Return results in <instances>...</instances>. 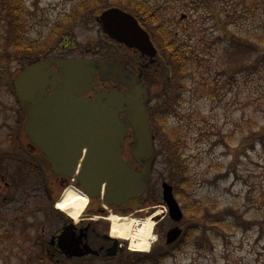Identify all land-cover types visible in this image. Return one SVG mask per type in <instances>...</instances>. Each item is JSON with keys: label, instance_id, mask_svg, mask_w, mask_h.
Listing matches in <instances>:
<instances>
[{"label": "rangeland", "instance_id": "rangeland-1", "mask_svg": "<svg viewBox=\"0 0 264 264\" xmlns=\"http://www.w3.org/2000/svg\"><path fill=\"white\" fill-rule=\"evenodd\" d=\"M22 1L27 11L24 35L32 45H36V52L30 55L35 59L50 57L58 46H67L68 53L72 55H76L79 49L88 52L92 47L107 46L109 42L104 39L100 24L95 23V17L110 8H119L134 15L122 0H104L103 4H98V7L101 5L98 9H82L83 0ZM147 1L152 7L158 4L162 6L163 23L179 38L186 40V48L193 61L185 68L186 78L176 76L171 81V69L176 72V67L172 68L170 62L163 64L161 77L151 86L148 108L163 105L173 99L171 97L179 95L178 114L171 115L167 125L168 128L183 126L186 147L181 153L182 161L195 181L188 190L189 194L205 200L204 208L211 209L212 215L220 213L230 223L232 219L234 222L236 220L231 215L234 211L237 215H243L249 225L226 228L211 224L204 213L197 218L191 216L182 197L176 194L184 212L180 226L187 229L189 225L197 223V219H204L206 222L202 228H206V234L210 236L207 243L210 245L207 250L178 245L165 249L166 234L174 221L163 199L162 183L167 181L174 185V175L178 172L172 163L166 161L164 152L153 161L154 173L152 188L147 191L148 202L142 200L144 196L138 203L131 204L135 209L129 207L131 211L140 208L142 217L112 212L111 205L106 206V214L100 213L97 207L102 208L104 204L92 198L77 221L59 210L56 203L52 205L47 202L46 197L45 201L37 199L28 207H23L18 201L0 206V264H79L77 259L65 260L58 256L52 259L46 253L45 245L50 241L51 233L61 226L64 218L74 223L82 219L85 223L103 221L106 226L100 229L108 227L111 230L112 220L107 217L115 215L139 220L151 218L153 232L158 238L153 247L165 249L161 264H264V140H259L257 136L264 125V94L260 93L264 91V80L259 79L264 78V73L257 68H253L254 72L259 73L257 75L248 70L252 63L255 65L256 54L238 45L234 47V42L226 36L228 34L230 38L236 35L237 38L253 41L249 33H255L254 28L247 23L244 28L234 24L227 29L223 24V12L220 15L221 24L218 25L217 16L206 14L208 11L204 7L196 10L194 0ZM241 3L247 7L261 6L264 12V0H215L214 6H226V10L231 11ZM76 5L75 21L69 22L68 15ZM183 15H186L185 20H182ZM11 37L0 15V66L7 69L15 67L19 73L28 65L27 56H18L17 48L11 44ZM10 57L14 58L10 60ZM182 72L179 75L182 76ZM245 79H248V83L244 82ZM218 80L226 86L221 91L218 89L216 96L212 92ZM167 82L173 85L170 95L165 92ZM154 145L155 149L160 147L157 139ZM128 157L130 159L131 155ZM35 177L34 181L39 180ZM67 187L59 190L56 202ZM3 202L7 203L0 198V205ZM153 209L156 216L162 218L159 224L156 223V216L146 213ZM57 259L60 261L56 262ZM96 263L104 264L102 261ZM87 264L94 263L89 261Z\"/></svg>", "mask_w": 264, "mask_h": 264}, {"label": "water", "instance_id": "water-1", "mask_svg": "<svg viewBox=\"0 0 264 264\" xmlns=\"http://www.w3.org/2000/svg\"><path fill=\"white\" fill-rule=\"evenodd\" d=\"M100 18L111 38L155 55L148 33L132 14L110 8ZM53 64L57 69L51 68ZM94 74L95 63L90 60L51 57L48 62L23 69L16 80L17 94L31 108L27 132L47 156L54 173L76 178L89 198L121 206L145 194L153 171L150 163L155 154V134L145 104L149 96L136 83L125 95L96 90L94 99L81 96L89 90L87 86ZM49 86L53 92L44 97ZM130 130L135 140L130 153L144 168L142 171L124 159ZM162 189L170 217L182 221L184 213L173 185L164 182ZM71 227L67 226L59 236L61 251L68 257L96 254L87 244L81 247L82 236L75 238ZM182 232L179 226L171 228L167 243L176 242Z\"/></svg>", "mask_w": 264, "mask_h": 264}, {"label": "flooded vegetation", "instance_id": "flooded-vegetation-1", "mask_svg": "<svg viewBox=\"0 0 264 264\" xmlns=\"http://www.w3.org/2000/svg\"><path fill=\"white\" fill-rule=\"evenodd\" d=\"M184 16L186 18V15ZM185 18L182 20H185ZM136 19L141 28L148 33L155 47L154 56L109 37L105 32L99 15V17H95V23L100 24L103 37L109 42L107 46L102 48L92 47L88 52L79 49L76 55L68 53L67 46H60V48L58 46L53 55L39 58L36 62H48L51 57L86 59L94 62L95 74L92 75L88 83L87 87H89V90L81 93V96H86L90 99L95 98L94 92L96 90L120 92L125 95L133 89V83L141 84L150 98L151 86L161 77L164 71L163 64L167 63V58L162 51L161 40L156 35V30L152 28L151 22H141L137 17ZM77 46L80 48L78 44ZM13 58L10 57V60ZM32 59L35 60V58L27 57L26 63H29ZM51 67L52 69H57L55 65ZM19 73L15 67L7 69L0 66V198L7 202H3L0 206H8L18 201L22 203L23 207H28L32 206L37 199L44 201L47 199V202L55 205L60 191L65 187L73 184L75 187L81 186L76 180L55 174L47 156L28 134L27 124L30 120L31 108L23 104L18 97L16 80ZM52 92L51 86H49L45 91L44 97L49 96ZM133 140L132 133H130L124 144L126 148L124 152L125 160H129V150L134 146ZM131 157L130 159L135 169L143 170V167L133 160L132 155ZM35 176L39 180L35 179L34 181ZM101 206L102 208L97 207L98 211L106 214L108 211L105 210L104 205ZM129 207L131 206L128 204L111 206V211L122 215L131 214L136 217H142L143 211L140 208L139 210L131 211ZM146 213L157 215L154 209L152 211L147 210ZM109 218L111 220V217H107V219ZM122 218L127 217L122 216ZM155 218L157 224L162 221L161 217L156 216ZM69 225L73 226L70 232L75 233V238L82 236L81 247L87 244L97 252L96 254L90 253L82 257H68L61 251L58 245L59 236ZM178 225L174 222L171 228ZM102 226H106L103 221L92 220L85 223L84 219H82L74 223L68 218H64L61 226L51 233L50 241L45 245L46 253L52 259L57 256L65 260L77 259L79 264H87L89 261L94 264L99 261L104 262V264L108 262H114V264H144L143 253L134 251L128 240L113 235L112 227L111 230L108 227L100 229ZM109 252L114 253V256H110ZM59 261L57 259L56 262ZM83 261L85 263H82Z\"/></svg>", "mask_w": 264, "mask_h": 264}, {"label": "trees", "instance_id": "trees-1", "mask_svg": "<svg viewBox=\"0 0 264 264\" xmlns=\"http://www.w3.org/2000/svg\"><path fill=\"white\" fill-rule=\"evenodd\" d=\"M108 1V0H105ZM104 0H83L82 9L84 8H94L98 9V4H103ZM123 4L131 10L141 22L149 23L151 22V26L154 30H156V35L161 40V47L163 53L166 55L167 63L170 62V66L172 68L176 67V72L171 69V73L169 75V80L171 81L174 77H187L185 68L189 63H193L189 52L186 48L187 42L185 39L179 38L178 35L175 34L174 31L170 30L164 22L163 14H162V6L152 5L147 0H122ZM195 1V8L196 10L201 9L204 7L206 9V14H210L211 16H217V23L218 25L221 24L220 15L222 12L225 16V21L223 24L228 29L230 25H238L240 27L245 26V24H250L254 29L252 33L250 32L249 37L253 39L245 40L242 38H237L236 35H232L230 38L228 34H226L227 38L234 42V47L236 45L241 46L244 49H248V52H252L256 54V63H252L249 66L248 70H250L253 74H259L254 72L253 68H257L260 73H264V12L260 8L261 6H245L241 3L239 6L236 4L231 11L226 10V6L224 7H216L214 6L215 0H194ZM217 1V0H216ZM92 4V5H91ZM25 3L22 0H0V8L3 20H5L6 28L9 29L10 33L12 34L11 37V44L17 48L18 56H27L31 57L30 55L36 52V45H32L28 39L25 38V17L27 15V11L25 9ZM213 5V6H212ZM264 9V7H263ZM69 13L68 21H75V16H77V5L74 9H72ZM8 26V27H7ZM247 28V27H246ZM59 27L57 28L58 31ZM246 29H243V31ZM51 36L54 37L52 34ZM187 36V35H186ZM221 39V38H219ZM240 47V48H241ZM34 56V55H33ZM32 58V57H31ZM39 59L37 57L35 60L32 59L29 61L28 65L34 63ZM197 59V57H196ZM169 64V63H168ZM180 71L182 72V76L179 75ZM260 80H264V78H259ZM244 82L248 83V79H245ZM214 92L212 94H218V89L221 91L225 88L226 84H221V80H218L214 84ZM173 85L171 82H167V89L165 92L170 95L171 89ZM184 89V88H183ZM261 94H264V91H260ZM170 97V96H169ZM166 101L163 105H157L155 107H151L149 109V116L151 120V125L155 131L156 139L160 145L159 148H156L155 156L158 154H163L165 152L166 161L174 166V169L177 170V174L175 173V180L174 188L175 194L182 197V202L186 205L187 212L191 216L197 218L201 213H204L207 217L210 218V222L213 225H220V227L232 228L238 226H247L246 219L243 218V215H237L236 212L233 211L231 215L233 218H236L235 222L232 219L230 223L227 222V217L223 218L220 213L211 214V209L204 208L205 200H200L194 197V195H190L188 190L195 184L193 176L189 172L188 167L184 166L182 161L181 153L183 152L184 148L186 147V142L184 136L182 135L183 126L177 127H169V117L171 115L178 114V104L180 101L179 95H175ZM220 98V97H219ZM165 101V100H164ZM164 130V132H162ZM259 140H264V125L261 127L260 131L257 133ZM160 140V141H159ZM184 153V152H183ZM153 158V161H154ZM152 188L151 184L148 186V190ZM147 200L149 199V194L145 195ZM146 200V201H147ZM139 199L132 200L130 202V206L132 209H135V206H132L133 203H138ZM210 210V211H209ZM195 224L189 225L187 229L184 230L182 237L172 245H165V248H176L178 247H196L199 249L207 250L208 249V241L210 242V236H207L206 228H202L204 219L196 220ZM252 225V223H251ZM164 255V251L156 250L150 253L144 254V263L145 264H161V259Z\"/></svg>", "mask_w": 264, "mask_h": 264}, {"label": "bare ground", "instance_id": "bare-ground-1", "mask_svg": "<svg viewBox=\"0 0 264 264\" xmlns=\"http://www.w3.org/2000/svg\"><path fill=\"white\" fill-rule=\"evenodd\" d=\"M89 197L75 186H69L57 202L56 207L68 213V215L78 220L85 212ZM113 224V235L125 238L131 244L134 251H148L156 241V235L153 232V221L151 218L145 220L122 218L118 215L111 217Z\"/></svg>", "mask_w": 264, "mask_h": 264}]
</instances>
